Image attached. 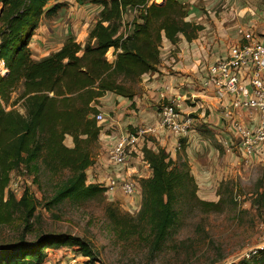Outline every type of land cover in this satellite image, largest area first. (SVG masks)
I'll return each mask as SVG.
<instances>
[{"label": "trees", "instance_id": "obj_1", "mask_svg": "<svg viewBox=\"0 0 264 264\" xmlns=\"http://www.w3.org/2000/svg\"><path fill=\"white\" fill-rule=\"evenodd\" d=\"M50 1L0 0V58L7 67L0 77V206L5 208L0 207V223L11 220L10 206L21 209L26 224L35 211L27 188L20 194L8 188L10 173L22 165L34 164L38 169L40 161L51 172L70 171L47 205L103 195V184L88 176V169L94 167L90 148L99 144L102 130L95 119L100 98L112 92L134 104L133 86L144 74L157 72L163 40L177 44L182 35L191 41L202 28L189 19L187 5L179 0H74L99 7L88 41L81 44L70 34L56 51L34 59L29 46L33 34L43 17L54 16L64 5L55 3L46 9ZM131 7L138 13L127 21L124 12ZM109 49L112 59L107 57ZM19 86L22 90L7 108ZM18 101L23 113L13 107ZM66 136L72 138V147L64 143ZM179 140L182 146L184 138ZM130 157L141 158L150 170L140 180L142 202L137 219L146 220L154 247L165 240L177 218L175 206L183 198L193 200L203 211L217 210L219 201L197 195L190 168L170 150L150 147L144 140ZM106 212L115 227L129 228L130 218L110 207ZM57 250L84 257L81 264L96 263L87 243L58 234L1 247L0 264H43ZM230 264H264V250Z\"/></svg>", "mask_w": 264, "mask_h": 264}, {"label": "rangeland", "instance_id": "obj_2", "mask_svg": "<svg viewBox=\"0 0 264 264\" xmlns=\"http://www.w3.org/2000/svg\"><path fill=\"white\" fill-rule=\"evenodd\" d=\"M255 1L246 0L250 6ZM55 3L64 5L54 16L43 17L40 23L49 26V30L57 37L52 41L54 38L50 36L51 43H61L62 39L69 35H64L67 29L66 23L72 17L81 15L89 17L93 6L88 1L53 0L48 3L49 6H46V9ZM134 9L131 7L124 12L125 20H130L138 13ZM91 26L87 22L83 25L77 37L81 44L88 41ZM177 44L176 48L170 52L173 56L172 61L176 64L184 59ZM186 45L190 48V44L186 43H183L182 48ZM192 46L195 48L196 44ZM229 46L230 44L222 47L221 58L227 56ZM189 53L190 50L186 57L191 55ZM107 57L112 59V49L108 50ZM187 65L190 66L175 65V69L174 65H166L165 73L182 77L194 74L196 71L199 79L197 81L202 86L208 67L204 69V65L202 78L203 70L197 71L194 64L189 61ZM147 74L151 73H146L142 77L146 78ZM187 82L190 83L188 86H191L192 78ZM181 85L186 87L183 81L177 83V86ZM133 89L141 94L146 92L144 84L140 82L134 85ZM21 90L22 87L19 86L12 92L7 108L12 106ZM106 94L107 96L102 97L97 105L104 118L98 122L102 126L98 138L99 144L90 148L94 167L88 169V176L99 184H105L108 175L112 173V168L109 167L108 150L114 139L133 132L140 125L152 124L157 120L158 108V104L157 108L155 107L156 99H153L149 100L150 103L146 109L135 106L137 104H131L122 110V106L126 105H121L122 103L116 100L118 96L112 92ZM161 99H163L162 96L159 97V101ZM186 106H181L182 110L188 111L189 108ZM13 107L21 113L24 112L20 101L15 102ZM139 111L141 113L138 115ZM192 128L198 134L193 137V139L196 138V142L192 138L189 144L186 142L187 139L183 140L181 148L173 157L187 163L198 186L197 195L201 199L219 201V206L215 211L206 212L193 200L183 198L175 206L178 211L176 221L158 247L152 244L146 220L137 219L142 202L139 184L140 180L147 176L143 177L145 176L143 173H137L138 169L134 170L133 166L129 168V158L124 165L125 168L116 166L114 169L120 170L121 173L125 169L124 171L129 173V177L136 183L135 194L127 196L120 191L112 193L105 191L103 195L95 198L82 201L67 198L54 205H47V203L50 202L57 187L70 176L69 170L51 172L38 161V169L33 164L29 168L22 165L18 170L12 171L8 177V188L10 189L12 179L20 180L22 187L27 188L29 196L35 202V211L26 224L21 209L17 206L8 208L12 216L10 221L0 223V248L20 241H35L45 235L68 234L79 237L90 246L96 259L95 264H230L237 262L249 249L264 242V160L254 156L247 162L237 150L227 153L217 140L214 129L198 117ZM157 133L158 131L146 134L143 136L144 139L140 140V144L147 138L153 140L151 142H156L154 135ZM69 137H65L64 143L72 147V138L69 139ZM138 174L143 176L140 177ZM15 194L19 193L15 192ZM0 207L2 211L5 210L4 207ZM109 207L115 210L117 215L127 217L126 219L130 218L128 220L130 232L128 229L122 230L113 225L106 212ZM55 254L59 258H67L68 255L62 250H57Z\"/></svg>", "mask_w": 264, "mask_h": 264}, {"label": "crops", "instance_id": "obj_3", "mask_svg": "<svg viewBox=\"0 0 264 264\" xmlns=\"http://www.w3.org/2000/svg\"><path fill=\"white\" fill-rule=\"evenodd\" d=\"M71 1L75 2L74 0ZM179 1L187 5L189 11V19L191 21H194L196 24H200L202 28L197 32L196 37L191 41H187L182 35V37L180 36V40L178 41L177 45L181 49L180 51L182 52L180 53L181 55H183L184 59L177 64L175 63V61H172L173 56L170 53L171 50H174L176 48V44H171L166 39L163 40L160 52V62L157 65V72L151 73L150 75L147 74L146 78L142 77L140 84H144L146 92H143L142 94L137 92L138 95H136L134 98V104H137L135 105L137 107L146 109V107L149 106V100L156 99L155 107L157 108L159 97L162 95L165 96L166 100H172L180 97V100H182L180 106H186L188 104L187 101L189 100L188 102L190 105L186 106L189 108V110L183 111L192 112L194 121L198 117L203 123H207L208 126H211L212 129H214V132L217 133V140L223 146V149L227 153L235 152V150H229L225 148L224 144V142L230 137L233 138V131L230 128V124L222 116V110L227 104V101L219 102L215 98H213L211 92L204 90L201 86V83L197 81L199 79L197 77L196 71L194 72V74L180 77L176 74L165 73V70L167 69L165 66L174 65V69L176 67L175 65H185L186 67H188L190 66L187 65L189 61L190 63L194 64L193 66L195 69L197 68V71L198 69L199 71L203 70L201 74L202 77L204 75V69L215 60L221 58L222 47L228 46L230 44V48L243 42L239 32L240 30L249 31V33H252L254 38L256 39H264V0H256L255 2H253V4H251V6L248 5L246 0ZM46 6L49 5L47 4ZM92 6L93 10L90 13L89 17H84L83 15L76 16L74 18L72 17L70 21L66 23L67 29L64 32L65 36H67V34H71L78 42L80 41L77 37L83 25L87 22L88 24L93 26L96 15L99 11L98 6ZM50 36L54 38L52 39V41L57 38L55 34L49 30V26L41 25L40 23L30 40L29 46L31 49L32 58L40 59L48 55L49 53L56 51L66 38H63L61 43H51V39L49 38ZM196 38L197 40H195ZM183 43H186L188 45L190 44V48H188L187 45V47L184 46L182 48ZM193 44H196L195 48L192 46ZM189 50L191 55L189 53L190 56L186 57V54L187 52H189ZM190 78H192L193 83H191V86H188V84L190 83H188L187 81ZM182 81L186 84V87H182V85L177 86V83H182ZM175 82L176 84L174 85ZM105 96H107V94H105L103 97ZM116 100L122 103L121 105H126L122 106V110L123 108L125 109L132 104L131 101H128L127 99L120 96H118ZM97 108L100 109L99 107ZM129 110L133 111V109ZM140 113L141 112L139 111L138 115ZM239 118L243 122L250 121V118H248L246 113H241L239 115ZM153 123L149 124V126H146L145 124L138 127L143 128L147 131L145 135L148 133L153 134L154 132L158 131V133L154 135V137L156 138V142H151L153 140L147 138L145 139L146 144L150 147L161 146L168 151L170 150L172 152V156H174L176 152V150L174 149L176 138L169 134L167 131L159 130L157 128V120H155ZM132 126L136 125L132 124ZM137 129H134L133 132L137 131ZM196 135L198 136L197 132L192 128L189 131L188 136L183 138L184 140L187 139L186 142L187 144H189L190 139H193V137ZM193 140L194 142H196V138H194ZM69 141L70 143H72L71 140ZM129 160V168L133 166L134 170L138 169L137 173H143V175H145L143 176L138 174L140 177H148L150 175V170L147 168L146 163L141 158L130 157Z\"/></svg>", "mask_w": 264, "mask_h": 264}, {"label": "built area", "instance_id": "obj_4", "mask_svg": "<svg viewBox=\"0 0 264 264\" xmlns=\"http://www.w3.org/2000/svg\"><path fill=\"white\" fill-rule=\"evenodd\" d=\"M153 1L150 0V2ZM134 10L137 12L136 8ZM239 32L243 42L230 47L225 58H219L208 66L202 88L211 92L217 101H227L222 110V116L230 124L233 138L230 137L224 142L225 148L237 150L247 162L254 156L263 161L264 41L254 38L249 31L240 30ZM6 72L5 62L0 58V77ZM162 97L157 108V128L169 132L176 138L174 149L177 151L181 147L179 139L188 136L194 117L192 112H184L181 109L180 97L172 100H166L163 95ZM241 113H246L250 121H241L239 118ZM103 118V113L98 110L95 114L96 121L100 122ZM146 132L145 129L138 128L135 132L126 133L114 139L108 150L109 167L112 168V173L103 184L106 192L120 191L127 196L136 193V183L129 177V173L124 171L125 169L121 173L114 167H124L130 158L131 151L143 144H140V140L144 139ZM22 186L18 179L10 181V189L14 193H22L25 189ZM261 250H264V242L249 249L242 257L249 258ZM68 252H66L67 258L54 255L48 257L43 264H81L84 261V257Z\"/></svg>", "mask_w": 264, "mask_h": 264}]
</instances>
